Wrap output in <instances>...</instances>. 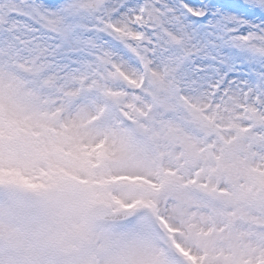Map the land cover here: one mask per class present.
Masks as SVG:
<instances>
[{"label": "rangeland", "instance_id": "obj_1", "mask_svg": "<svg viewBox=\"0 0 264 264\" xmlns=\"http://www.w3.org/2000/svg\"><path fill=\"white\" fill-rule=\"evenodd\" d=\"M182 7L0 0V264H264V21Z\"/></svg>", "mask_w": 264, "mask_h": 264}, {"label": "snow or ice", "instance_id": "obj_2", "mask_svg": "<svg viewBox=\"0 0 264 264\" xmlns=\"http://www.w3.org/2000/svg\"><path fill=\"white\" fill-rule=\"evenodd\" d=\"M185 4L187 7H182V11L186 18L192 21L193 27L208 30L209 35L218 29L226 11L264 21V4H255L251 0H185ZM228 70H231L230 66Z\"/></svg>", "mask_w": 264, "mask_h": 264}, {"label": "water", "instance_id": "obj_3", "mask_svg": "<svg viewBox=\"0 0 264 264\" xmlns=\"http://www.w3.org/2000/svg\"><path fill=\"white\" fill-rule=\"evenodd\" d=\"M113 214L106 208H95L89 215V222L96 223L99 221L110 220Z\"/></svg>", "mask_w": 264, "mask_h": 264}]
</instances>
